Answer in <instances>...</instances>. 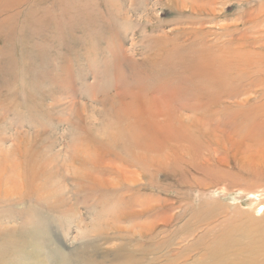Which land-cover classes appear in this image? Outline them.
<instances>
[{
    "label": "rangeland",
    "instance_id": "374dc122",
    "mask_svg": "<svg viewBox=\"0 0 264 264\" xmlns=\"http://www.w3.org/2000/svg\"><path fill=\"white\" fill-rule=\"evenodd\" d=\"M223 2L207 28L236 24L238 39L264 27V0ZM180 16L158 0H0V238L16 235L22 249L0 246V264H123L122 248L145 253L142 264H202L230 227L243 250L232 259L264 264V242L243 235L252 221L264 227V113L219 117L233 144L217 146L209 128L188 142L179 109L195 89L171 78L169 64L152 66ZM262 52L237 65L259 76ZM254 85L247 109L261 106L264 72ZM193 214L208 219L182 241ZM146 221L155 222L146 239L117 232Z\"/></svg>",
    "mask_w": 264,
    "mask_h": 264
},
{
    "label": "bare ground",
    "instance_id": "6f19581e",
    "mask_svg": "<svg viewBox=\"0 0 264 264\" xmlns=\"http://www.w3.org/2000/svg\"><path fill=\"white\" fill-rule=\"evenodd\" d=\"M163 1L165 2V6L170 8L172 11L177 12V14H181V16L180 19L176 20L175 24L178 27L174 30L175 35L173 36V38L169 39V41H167L166 38H164L165 40H157L158 43H165L168 47H166V50L161 52V54L164 53L165 55L162 54V57H160V53L156 55V58L152 62V66L156 67L158 65H164L166 63L169 64L170 68L173 69L171 78H179V83L181 85H191L195 89L194 91L189 93V97L192 99H185L188 102H193V104L184 105L179 109L182 110V112L180 113L188 114L186 115V119H183V117L181 118V116L184 115L179 116V122L184 127V132L186 134L185 136H189L188 142L191 143L190 137L192 133H194L195 131L196 133H200L201 131H203V129L209 128L212 137L215 139L214 142L217 146H221L223 143L227 142L233 144V142L231 141L232 136L228 137L227 132L223 130L224 128H222L227 126L226 123L222 124V120L219 117H234L236 114L240 115L244 112L249 113L250 111H253V113L255 111L257 113H264V94H261L260 97L262 99L260 101V108H246L247 105L255 101V98L252 96V94L255 92L258 93V91L257 88H254L257 87L254 84L258 77L263 74L264 66L258 65V68H261V73L259 76H255V78L253 76L257 72L259 73V71H257L255 74H249L243 70L248 65L249 55L255 54L256 56H260V54H263L262 51L264 50V27L259 24V22H257L258 24H254L255 27L253 28V30L249 31L250 34H252L251 36L248 35L247 32L243 33L242 35L239 33L241 36H239L238 39H234V36H236L235 34L240 30L239 27L236 26V24H221L218 27L215 26L217 28L213 27V29L206 27L207 23L218 20L220 14H218L219 11L217 13L216 5H218L220 2L222 3L224 0H158V2ZM224 3L225 2H223V4ZM261 9L263 10V8ZM250 25L252 24L250 23ZM14 32L15 31H13V34ZM252 48L255 50L252 51ZM173 60L179 61V63L174 64ZM237 64H239L243 69L239 68ZM175 69H178V73L181 74V77L177 75L178 73L175 72ZM252 77L254 79H252ZM164 80L167 79L165 78ZM125 85L123 86V88H126ZM132 91V89H124L122 91V88H120L119 86L118 94L122 93L132 95ZM137 92H140L141 95L145 96H149V94H151L154 99L162 100L161 95L158 96L154 93H151L145 90V88H141ZM241 97H243L242 100L237 101V99ZM231 101L235 102L233 103ZM228 113H230V116H227ZM212 117H217L216 122L218 123L215 124L211 120ZM228 125L231 126L230 123ZM223 135H226L227 137L224 138ZM226 139L227 142H225ZM133 143L135 145L141 144L138 140H135V142ZM216 153L217 151L213 150V152H210V155L212 157H215ZM82 156L84 161L90 160L89 157L86 156V154H83ZM5 165L6 164H3L1 174L5 172ZM38 167L37 169H39ZM17 168L18 167H16V169ZM123 171L127 172L126 170ZM18 174H20V172H18L17 175ZM80 177L87 178L88 180H91L94 184H97L101 187H104L107 184H111L109 181L101 179L97 176L92 177L91 174L87 176L81 174ZM122 179L125 183H127L128 187H135L138 184V180L132 177L125 176L122 177ZM15 189H17L19 193H22L24 191L20 183L19 186L13 188V191ZM12 194L13 192L11 188L4 191V195L6 198H11ZM147 214L148 213H146V215ZM208 214L205 217L204 214H193L190 217V220L185 222L183 228L185 230V233H180V240H189V237H191V235L187 232L196 230L201 227V224L206 222V220L210 217L211 214ZM131 215L135 216L136 211L131 213ZM207 216L208 218H206ZM262 221L264 222V220ZM252 222L254 223L248 225V227L243 231V235L250 239L251 244L258 243L261 241L264 242V227L260 226L259 224H256L257 222L255 221ZM167 223L168 219L163 222L164 225ZM138 226L140 230L137 232L126 231L121 227L117 229V232L124 234L132 233L133 236L136 238L146 239L152 233V230L155 227V222L146 221V223H142ZM239 230L240 229L237 227L227 228L225 234L220 235L209 248L204 250V252H206V256H208L209 258V261L202 264H246L240 261L237 262L235 259H232L233 256L241 254V252L243 251L238 246L234 248L233 245V242H237L240 239H236V236H239L237 235L239 234ZM195 234L193 233L192 236L194 237ZM20 240L16 235L1 237L0 246L2 249L3 246H5L7 249L9 248L12 250L15 247V250H18L17 252H19L22 251V249H19L21 246L19 245L21 243ZM199 241L200 239L195 241L194 245H191L190 247L198 245ZM261 249L255 250L254 256L257 254V251ZM128 252L129 249L127 248H122L119 252H115L117 260H119V258H122L124 260L123 264H142L140 258L144 259L148 257L145 253L137 252V254H134L133 252ZM137 255H139L138 258Z\"/></svg>",
    "mask_w": 264,
    "mask_h": 264
}]
</instances>
